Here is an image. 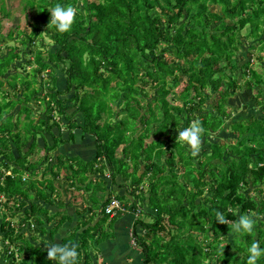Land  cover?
I'll return each instance as SVG.
<instances>
[{
    "label": "trees",
    "instance_id": "16d2710c",
    "mask_svg": "<svg viewBox=\"0 0 264 264\" xmlns=\"http://www.w3.org/2000/svg\"><path fill=\"white\" fill-rule=\"evenodd\" d=\"M21 1L31 29L20 33L22 47L8 44L12 32L0 34V237L14 243L2 251L7 264H59L48 257L55 240L77 246L75 264H91L92 248L115 235L124 213L135 215L127 245L142 264H246L248 245L264 246V0ZM58 2L77 9L68 32L47 27L45 7ZM7 15L0 0V28ZM243 38L258 42L260 67L234 60ZM238 91L256 110L232 109ZM194 121L203 128L195 156L177 137ZM77 136L94 139L90 159L63 151ZM223 139L236 141L232 152L218 148ZM111 198L125 211L105 213ZM18 213L16 226L7 219ZM241 215L255 227L234 237Z\"/></svg>",
    "mask_w": 264,
    "mask_h": 264
},
{
    "label": "rangeland",
    "instance_id": "374dc122",
    "mask_svg": "<svg viewBox=\"0 0 264 264\" xmlns=\"http://www.w3.org/2000/svg\"><path fill=\"white\" fill-rule=\"evenodd\" d=\"M3 3H4L5 10L8 12V15L2 16V18H1L0 34L2 36H4V38H7L6 36L9 34V32H12L13 37H11V39H7V40H9L8 44H11V45H14V46L21 48L22 45L20 43V39H21L20 33H22V30H24L25 32H29L31 30L30 25L27 22V16H26V13H28V12L30 13V10L28 8H24L23 1H21V0H3ZM76 7L81 9V3L78 2ZM209 7L212 11H215V10L218 11L217 6L209 5ZM248 31H249V28L246 27L243 30V34L245 35L246 33H248ZM44 40L46 43L49 42V39L46 36L44 37ZM242 40H243V43L240 45V49H239L238 54H237L238 56L235 57L234 60L236 62H239V63L245 62L246 60H250L252 68H257L258 66L260 67V63L258 62V56L260 53L256 49V47L258 46V42L252 38H249V39L243 38ZM252 45L254 46L253 47L254 51H251ZM48 48L50 49L53 47L48 46ZM19 71L21 72V70H19ZM181 80H185V77H181L180 81ZM145 88H146V91H148V92L152 91V88H150L149 85H146ZM19 96H21V95L19 94ZM66 96L70 97L71 93L67 94ZM253 98L254 97H252V95H250V94L249 95H243L242 92L238 91L237 93L232 94L229 97L228 104L232 107V109L233 108H239L241 106L242 108H244L242 111H246V113L247 112L250 113V110H252L251 107H253V110H256V106H257V104ZM209 103H210V99H208V104ZM66 104H70V101H67ZM27 105L31 106L32 118L37 120L41 114L40 113V108H41L40 103L38 101L33 100L30 103H28ZM19 106L20 105H17L11 111V114H13L15 116V114H17V112L19 110ZM69 109L70 110H68V112H71L74 110L73 107H71ZM249 113H247V114H249ZM234 114H236V113H234ZM231 116H233L232 117V119H233L234 117L235 118L238 117L239 114L234 116L231 113L229 115V117H231ZM21 119H23L22 116H21ZM77 119L79 122H81L82 117L80 114H77ZM230 131H231V127H230ZM54 132H57L55 128H54ZM75 132L79 135L81 133L80 130H77V131L75 130ZM94 144H95V142H94V139L92 137L87 136L85 139H82V138L79 139V136H77L76 142L73 143V145H72V143H70V145L66 144L64 146L63 151H66V154L69 156L79 155V156H82L84 159L88 160L93 156L92 154L95 150ZM235 144H236L235 140L228 141L227 139H223V140H221V143H219L218 148L222 151L229 150L232 152V150L234 149L233 145H235ZM211 148H213V147H211ZM58 152H59V150H58ZM159 162L162 163L161 160H159ZM41 176H42L41 174L38 175L39 178ZM102 177L105 178L106 180H108V178H109L108 170L105 171V173L102 175ZM117 182L120 184L122 183L120 178H117ZM66 186H67V183L65 182L62 185V187H66ZM113 189L116 190L115 192H118V193H121L123 190V189L118 188V187H114ZM251 193H254V192H251ZM23 214L24 213H18L14 217H8L7 220H10L13 225L17 226L19 223V219H21ZM127 214L129 215L130 223L126 224L124 226H121V227L125 228V226H128L127 228L130 229L132 226V223L135 219V216L133 214H130V213H127ZM0 221H1V215H0ZM59 235H60V233L56 235L57 236L56 238H58ZM0 236H3V232L1 230H0ZM25 236H29L27 231L25 232ZM228 238H229V236H228ZM34 241H35V243L42 244V242L40 240H34ZM125 242H126V244H129L132 246L135 244L133 237L129 233L126 235ZM10 245L13 248L14 243L8 245L7 241L4 240L2 237H0V264H7V260L3 257L2 251H4V249H6ZM42 247L45 248V246H42ZM19 258H20V256H19Z\"/></svg>",
    "mask_w": 264,
    "mask_h": 264
},
{
    "label": "clouds",
    "instance_id": "9594fccd",
    "mask_svg": "<svg viewBox=\"0 0 264 264\" xmlns=\"http://www.w3.org/2000/svg\"><path fill=\"white\" fill-rule=\"evenodd\" d=\"M50 11L51 18L47 27H54L59 33L71 30L77 16V9L72 5L56 3L53 7H45ZM44 8V9H45ZM203 128L199 121H194L190 126L178 129L179 142L190 146L192 155H197L201 148V134ZM105 209V208H104ZM106 213V212H105ZM216 220L227 223L226 217L221 212L216 213ZM255 222L249 215H241L233 226L234 237H243L254 230ZM48 257L58 259L59 264H75L79 255L76 245H63L60 243L48 244ZM264 259V246L260 241H254L247 247L246 264H260Z\"/></svg>",
    "mask_w": 264,
    "mask_h": 264
},
{
    "label": "crops",
    "instance_id": "0c3cea01",
    "mask_svg": "<svg viewBox=\"0 0 264 264\" xmlns=\"http://www.w3.org/2000/svg\"><path fill=\"white\" fill-rule=\"evenodd\" d=\"M121 193H124V190ZM129 223V215L124 213L114 224L115 235L107 241L95 244L96 248H92L96 257L91 264H142L141 252L136 248L128 247L125 242L126 232L129 228L121 226ZM54 243H60V241L55 240ZM72 244V242H67L63 245L71 246ZM55 260L58 261V259Z\"/></svg>",
    "mask_w": 264,
    "mask_h": 264
},
{
    "label": "built area",
    "instance_id": "2783aa9c",
    "mask_svg": "<svg viewBox=\"0 0 264 264\" xmlns=\"http://www.w3.org/2000/svg\"><path fill=\"white\" fill-rule=\"evenodd\" d=\"M125 208V205L121 203L118 199L111 198L105 207V212L112 216L119 211L124 212Z\"/></svg>",
    "mask_w": 264,
    "mask_h": 264
}]
</instances>
